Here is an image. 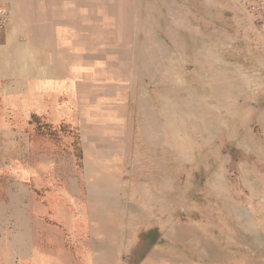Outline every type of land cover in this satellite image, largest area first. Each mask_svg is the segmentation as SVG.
<instances>
[{"label":"rangeland","instance_id":"374dc122","mask_svg":"<svg viewBox=\"0 0 264 264\" xmlns=\"http://www.w3.org/2000/svg\"><path fill=\"white\" fill-rule=\"evenodd\" d=\"M54 1L86 29L85 78L38 124L40 222L98 227L128 261L160 239L180 264H264V115L230 76L241 0Z\"/></svg>","mask_w":264,"mask_h":264},{"label":"crops","instance_id":"0c3cea01","mask_svg":"<svg viewBox=\"0 0 264 264\" xmlns=\"http://www.w3.org/2000/svg\"><path fill=\"white\" fill-rule=\"evenodd\" d=\"M54 2L0 0V6L10 13L8 26L0 34V264H180L168 255L160 239L147 247L143 258L128 261L114 254L112 243L103 241L98 227H50L40 222V215H48L47 205L39 204L34 196L38 193L26 182L40 170L32 156L48 145L46 134L39 139L38 124L47 122L54 111L55 99L60 97L55 88L73 81L79 87L85 78L82 68L86 59L81 55L85 49L81 47L86 29L83 35L80 31L73 34L76 26L64 22L71 19L70 14L65 16L63 8H57L61 3ZM240 4L241 8L236 4L230 10L238 13L235 48L242 57L230 76L239 82L242 92H255L253 99L264 115V31L248 7ZM95 133L97 137V130ZM18 153L20 161L12 160L11 155ZM43 169L50 170L49 164ZM111 181L116 185L117 181ZM44 195L48 201L49 191ZM14 209L18 221L10 214ZM11 220L15 224L9 227ZM33 221L36 223L31 224ZM51 229L63 236L62 243H49L50 235L53 241L60 237Z\"/></svg>","mask_w":264,"mask_h":264},{"label":"built area","instance_id":"2783aa9c","mask_svg":"<svg viewBox=\"0 0 264 264\" xmlns=\"http://www.w3.org/2000/svg\"><path fill=\"white\" fill-rule=\"evenodd\" d=\"M243 6L248 7L249 11L253 14L255 22L264 29V3L263 2H250L248 0H241ZM10 21L9 11L0 6V34L8 26Z\"/></svg>","mask_w":264,"mask_h":264},{"label":"bare ground","instance_id":"6f19581e","mask_svg":"<svg viewBox=\"0 0 264 264\" xmlns=\"http://www.w3.org/2000/svg\"><path fill=\"white\" fill-rule=\"evenodd\" d=\"M84 1V0H83ZM112 2V1H111ZM117 2V1H116ZM116 2L114 3V1H113V3L114 4H116ZM118 3V2H117ZM94 4H96V3H94ZM88 5V4H87ZM102 7V6H101ZM104 8V7H103ZM108 8V7H107ZM98 9V8H97ZM108 10V9H107ZM109 12V11H108ZM119 14H120V12H119ZM114 16V15H113ZM97 18V17H96ZM103 23V22H102ZM107 29V28H106ZM123 30V29H122ZM109 31V30H108ZM103 32V31H102ZM101 33V32H100ZM119 33H120V31H119ZM120 44V43H119ZM104 49V48H103ZM107 51V50H106ZM120 52V51H119ZM106 53V52H105ZM185 123V122H184ZM101 176V175H100ZM97 177V176H96ZM101 178V177H100ZM221 195V194H220Z\"/></svg>","mask_w":264,"mask_h":264}]
</instances>
